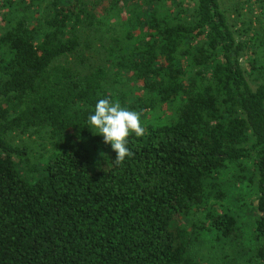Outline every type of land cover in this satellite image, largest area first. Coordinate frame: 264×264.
I'll return each mask as SVG.
<instances>
[{"label": "trees", "instance_id": "16d2710c", "mask_svg": "<svg viewBox=\"0 0 264 264\" xmlns=\"http://www.w3.org/2000/svg\"><path fill=\"white\" fill-rule=\"evenodd\" d=\"M1 20L0 264H204L203 237L264 264V0H0ZM105 97L144 127L119 164L87 120Z\"/></svg>", "mask_w": 264, "mask_h": 264}, {"label": "clouds", "instance_id": "9594fccd", "mask_svg": "<svg viewBox=\"0 0 264 264\" xmlns=\"http://www.w3.org/2000/svg\"><path fill=\"white\" fill-rule=\"evenodd\" d=\"M88 123L102 134L104 142L110 143L116 153L115 161L123 163L125 158H131L132 152L128 147V137L144 135V127L139 113L122 106L119 101L107 97L97 99L89 116Z\"/></svg>", "mask_w": 264, "mask_h": 264}, {"label": "rangeland", "instance_id": "374dc122", "mask_svg": "<svg viewBox=\"0 0 264 264\" xmlns=\"http://www.w3.org/2000/svg\"><path fill=\"white\" fill-rule=\"evenodd\" d=\"M227 5L229 6L232 3V0H226ZM257 8V7H256ZM243 12L241 15H239L240 19L238 20V22H254L255 24V30L256 28H260V23L258 20H256L255 18L251 17V19L253 20H248L247 19V15L249 13L245 12L248 10V5H245L244 8L241 9ZM260 14L261 10L257 8V10H255L254 14ZM259 23V24H258ZM4 22L1 20L0 25H3ZM237 27H242L239 25H237ZM3 31V28H2ZM0 32H1V27H0ZM139 33V32H138ZM255 33V32H254ZM244 63L246 64V66H248V62L244 61ZM249 80L253 83V85H256L258 80L256 79L258 77V74H252L249 73V75H247ZM121 87V86H120ZM123 88V87H121ZM135 89V87H133ZM171 111H168V113H166L167 115H172V113H170ZM153 116H150L149 118H152ZM17 142H21V140H18L16 138ZM226 174H224L225 177H229L231 175V172L228 171V169L225 171ZM253 186V190L254 193L250 194V196H247L246 201L243 203L244 205H247L248 209H252L254 207V205H256V184H252ZM248 191V189H247ZM251 215V214H250ZM247 229L249 230V227H247ZM206 236V235H205ZM223 250V251H222ZM222 250L219 249H214L212 248L208 242H206L205 237L201 238V240L195 245L194 247V252L197 255V257L204 263V264H256V263H252V258L251 256H247L246 258H239L240 256L236 255V254H229L227 253L223 248ZM222 251V252H221ZM223 253H225L226 258L222 257L224 256Z\"/></svg>", "mask_w": 264, "mask_h": 264}]
</instances>
